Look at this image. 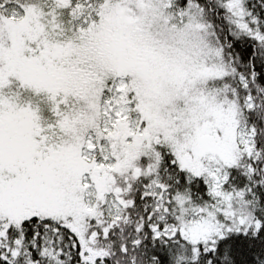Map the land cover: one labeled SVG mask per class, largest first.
<instances>
[{
	"label": "snow or ice",
	"instance_id": "1",
	"mask_svg": "<svg viewBox=\"0 0 264 264\" xmlns=\"http://www.w3.org/2000/svg\"><path fill=\"white\" fill-rule=\"evenodd\" d=\"M0 264H264V0H0Z\"/></svg>",
	"mask_w": 264,
	"mask_h": 264
}]
</instances>
